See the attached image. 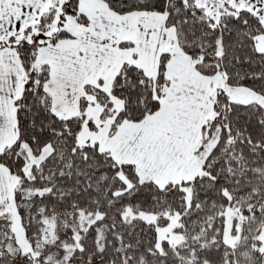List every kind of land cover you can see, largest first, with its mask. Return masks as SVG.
Here are the masks:
<instances>
[{
  "label": "snow or ice",
  "instance_id": "obj_1",
  "mask_svg": "<svg viewBox=\"0 0 264 264\" xmlns=\"http://www.w3.org/2000/svg\"><path fill=\"white\" fill-rule=\"evenodd\" d=\"M0 264H264V0H0Z\"/></svg>",
  "mask_w": 264,
  "mask_h": 264
}]
</instances>
